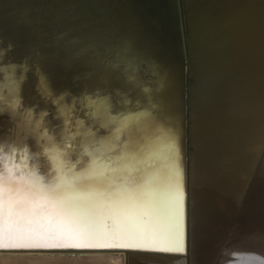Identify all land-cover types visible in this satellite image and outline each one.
Segmentation results:
<instances>
[{
  "label": "bare ground",
  "instance_id": "6f19581e",
  "mask_svg": "<svg viewBox=\"0 0 264 264\" xmlns=\"http://www.w3.org/2000/svg\"><path fill=\"white\" fill-rule=\"evenodd\" d=\"M138 2L118 4L119 25L81 0L71 32L46 18L28 29L0 4V87L19 89L0 104V264H264V1L252 14L251 0H222L200 89L193 1L181 0L186 44L179 0ZM174 164L182 242L169 238Z\"/></svg>",
  "mask_w": 264,
  "mask_h": 264
},
{
  "label": "rangeland",
  "instance_id": "374dc122",
  "mask_svg": "<svg viewBox=\"0 0 264 264\" xmlns=\"http://www.w3.org/2000/svg\"><path fill=\"white\" fill-rule=\"evenodd\" d=\"M13 1H16V2H15V3H12ZM67 1H69L68 4H66ZM73 1H75V2H73ZM76 1L79 2V1H81V0H65V5H66V6L63 5L64 7H62V8H63L64 10H66V11H64L61 7H60V8H59V7L57 8V7H50V6L47 7V9H48V10H47V9H46V6H42V4H40L39 1H37V0H18V1H17V0H9V1H8V0H0V4H5V3L10 4V8L12 9V10L10 11V13H12V12L14 13V11H16L14 14H12L11 18H13V19H15V20H19V21H20L21 23H23L28 29H31V30L35 29V28H34V24H32V23H34L33 21H36V20L38 21V20H40V19H44V18H46L45 20L48 21V22H50V20H52V23H53V21L55 22V23H54L55 25H52V28H54L55 26H58V25H60V27H61L62 24H65V26L70 27V32H71V31L74 30L75 25L77 24L76 22H77V21L79 22V20L75 21V18H74V17L76 16V14L74 13V11H75V9H74L75 7H74V6L77 5V4H76V3H77ZM101 1H103V0H93V4H94V6H93L92 9H94V7H95L96 10H100V9H102V10H101L102 13H100L99 11H96V10L94 9V12H93V11H88V12H87V15H89L90 17H95V16H94V14H95V15H96V18H97V17L99 18V17L101 16L100 14H102V16H103L104 14H106V15L103 16L104 18L102 17L103 19H106V18L108 17L109 20H110L112 23L118 24L117 22H119V25L122 24V22H124V21H122V20H123V19H122L123 16L121 15V13L119 14L120 11H119V10H116V9H117V7H118V4H119L120 2H122L123 0H121V1L118 0L119 2H118L117 0H116V1L113 0V3H112L111 0H108V1H107V0H106V1L104 0L105 2H104V1H103L104 3L102 2L103 5H102V4H99V3H101ZM130 1H131V3H130ZM135 1H136V2L140 1V2H141V0H129V2H128L129 5H127V0H125L126 5H127V7H128V8H127V11H130V10L132 11V10H133L134 12H136L135 10H137V11L139 12V11L141 10V5L139 4V2L136 4ZM192 1H193V3L191 4ZM194 1H195V3H194ZM205 1H206V2H205ZM205 1H204V0H198V1H197V0H191V2H190V0H188V3L190 2L189 4H191V5H193V4L195 5V4H196V6L193 5L194 7L191 6V7L193 8L192 11H195L194 14L198 16V17H196V19H198V20H199V19H200V20L202 19V22H203L202 25L199 24L198 20L195 19V15L191 14L192 11H191L190 9H192V8H190V7H189L190 5L187 3V5H188V7H189V8H188L189 10L187 9L188 14H189V12H190L189 15H190V16L192 15L191 17L194 16V17H193L194 19L192 18V19H193V25L196 24V23H198V24L201 26V27H200V26L197 27V28H200V29H197V28L195 27V25H194V27H190V30H191L192 32H190V30H189L190 34L192 33V34L194 35V33L196 34V32H197L196 35L200 34V36H196V37H198V38L193 39V40H194V43H192V46L194 47L195 44H196V47H197V48H194V53H196V52H198V50H200V52H198V54L200 53V54H199L200 56H202L203 54H204L203 56H206V55H207V59H208L207 62H206V60H205L206 57H204V58L201 57L202 59H204L203 62H201L202 59L200 58V56H199L198 54H194V53H193V57H194V59H195V65L197 64V66H198V67L196 66L197 68L195 67V68H196V69H195V70H196L195 72H197L196 75H198L199 78H200V79H199L198 76H197L198 81H200V82H199V89H200V87H201L200 85H203V83L208 84V82H209V80H210V78H211L210 76H212V73H213V72H211V71H213V70H214V67H215V64H214V63L216 62V60H215L216 57H214V56H215V53H214V52L216 51L217 46L214 45V44H215L214 41H215V39H216V38L214 39V37H215V35H217V32H216L217 25H216V24H218L217 22H220V20H218V18L215 17V16H213V15H216V14L218 13V12H216V14H214V12L216 11V9L219 8V6L222 7V6L224 5V4L221 5L222 0L219 1V2H218L217 0H209V1L205 0ZM251 1H252V2H251V13L253 12L252 14H254V13H255V10H256V9L258 8V6L260 5L261 0H251ZM31 2H33V3H31ZM35 2H36V3H35ZM108 2H109V3H108ZM114 2H115V3H114ZM117 2H118V4H117ZM199 2H200V4H199ZM203 2H204V3H203ZM209 2H210V3H209ZM216 2H217V3H216ZM29 3H30V4H29ZM70 3H71V4H70ZM73 3H75V4L73 5ZM95 3L97 4L96 6H95ZM207 3L209 4L210 7L208 6ZM213 3H216V4H213ZM15 4H16V5H15ZM69 4H70V5H69ZM104 4H107V5H105V8L103 9L102 7H104ZM109 4H111V5L109 6ZM112 4H113V6H112ZM114 4H115V7H114ZM132 4H133V5H132ZM134 4H136L137 6L134 5ZM138 4L140 5V7H139ZM197 4H198V5H197ZM201 4H202V5H201ZM206 4H207V7H206ZM210 4H212V6H211ZM13 5H15V6H13ZM21 5H22V6H21ZM68 5H69V6H68ZM72 5H73V6H72ZM98 5H99V6H98ZM131 5H132V6H131ZM215 5H218V6L216 7ZM67 6H68L69 8H68ZM101 6H102V7H101ZM107 6H109V8L111 7V8H110V11H109V8H107ZM135 6H136V7H135ZM200 6H201V7H200ZM202 6H204L202 10H204V8H205V10L208 11L209 8H211V9L208 11L209 14H208L207 11L204 12V11L201 10ZM12 7H14V8H12ZM33 7H34V8H33ZM41 7H42V8H41ZM113 7H114V8H113ZM130 7H131V8H130ZM199 7H200V8H199ZM212 7H213V8H212ZM16 8H17V9H16ZM30 8H31V9H30ZM43 8H44V9H43ZM71 8L74 9V10L72 11ZM97 8H98V9H97ZM132 8H133V9H132ZM197 8H198V9H197ZM206 8H207V9H206ZM33 9H34V10H33ZM106 9H107L108 11H106ZM113 9H114V10H113ZM129 9H130V10H129ZM154 9H155V8H153V7L150 9V10H151V13H152L153 16H157V14L154 12V11H155ZM196 9H197V10H196ZM13 10H14V11H13ZM18 10H19V11H18ZM24 10H25V11H24ZM30 10H32V11H30ZM35 10H36V11H35ZM41 10H42V11H41ZM43 10H44V11H43ZM49 10H50V11H49ZM57 10H58V11H57ZM67 10H69V12H68ZM70 10H71V11H70ZM112 10H113V12H112ZM199 10L202 11V14L200 13L201 11L199 12ZM212 10H214V11H212ZM29 11H30V13H29ZM51 11H52V12H51ZM103 11H104L105 13H104ZM115 11H116V12H115ZM217 11H218V10H217ZM19 12H20V13H19ZM33 12H34V14H33ZM57 12H58V13H57ZM64 12H68V13H64ZM70 12H71V13H70ZM72 12H73V13H72ZM92 12H93V13H92ZM98 12H99V13H98ZM107 12H108V13H107ZM114 12H115V13H114ZM16 13H17L18 16L16 15ZM21 13H22V14H21ZM37 13H38V14H37ZM39 13H40V14H39ZM61 13H62V14H61ZM63 13L66 14V15L64 16ZM103 13H104V14H103ZM109 13H110V14H109ZM116 13H117L118 15H117ZM199 13H200L201 15H200ZM206 13H207L208 15H207ZM210 13H211V14H210ZM30 14H31V15H30ZM36 14H37V15H36ZM71 14H73V15H71ZM84 14H85V13H84ZM84 14H83V15H84ZM97 14H98L99 16H98ZM111 14L114 15V16H113L114 19H113V17L111 16ZM155 14H156V15H155ZM252 14H251V18L254 16V15H252ZM29 15H30V16H29ZM49 15H50V18H49ZM119 15H120L119 18L121 19V22H120V19L118 18ZM202 15H203V16H202ZM209 15H210V16H209ZM8 16H9V15H8ZM14 16H15V17H14ZM21 16H22V17H21ZM27 16H28V17H27ZM36 16H37V17H36ZM39 16H40V17H39ZM52 16H53V17H52ZM70 16H71L72 19L74 18V20H72V19L70 18ZM89 16H87V17H89ZM106 16H107V17H106ZM200 16H202L203 18L205 17L204 20H203V18L200 17ZM211 16H212L213 18H215V19H213ZM29 17H30V18H29ZM31 17H32L33 19H32ZM64 17H65V18H64ZM87 17H86V15H85V18H87ZM90 17H89V18H90ZM111 17H112V18H111ZM199 17H200V18H199ZM207 17H209V18L207 19ZM5 18H6V17H5ZM5 18H4V19H5ZM61 18H62V19H61ZM98 18H97V19H98ZM110 18H111V19H110ZM115 18H116V19H115ZM117 18H118L119 20H118ZM216 18H217V19H216ZM253 18H254V17H253ZM56 19H57V21H55ZM63 19H65V20H63ZM162 19H164V18H162V17L160 18V17H159V18H158L159 22H160ZM206 19H207L208 21H206ZM106 20H107V19H106ZM113 20H115V21H113ZM200 20H199V21H200ZM214 20H215V21H214ZM59 21L62 22V23H60ZM71 21H72V22H71ZM74 21H75V22H74ZM194 21H195V23H194ZM205 21H206V22H205ZM212 21H213V22H212ZM216 21H217V22H216ZM251 21H252V22H251V25H253V24H254L253 19H252ZM57 22H58V23H57ZM202 22H200V23H202ZM204 22H205L206 24H204ZM207 22H210V23H207ZM59 23H60V24H59ZM72 23H73V24H72ZM79 23H80V22H79ZM211 23H212V24H211ZM213 23H214V24H213ZM215 23H216V24H215ZM57 24H58V25H57ZM198 24H196V26H198ZM208 24H209V26L207 27ZM28 25H29V26H28ZM32 25H33V26H32ZM77 25H78V24H77ZM191 25H192V24H191ZM193 25H192V26H193ZM205 25H206V28H207L208 30H207V29H204V28H205V27H204ZM212 25H213V26H212ZM202 26H203V27H202ZM214 26H215V28H214ZM35 27H36V26H35ZM58 27H59V26H58ZM210 27H212L213 30H214L215 32L212 30V28L209 29ZM47 28H48V27H47ZM49 28H51V26H50ZM49 28H48V29H49ZM193 28H194V29H193ZM192 29H193V30H192ZM202 29H203V30H202ZM206 30H207V31H206ZM211 30H212V31H211ZM193 31H194V32H193ZM195 31H196V32H195ZM199 31H200L201 33H200ZM203 31H205V33H203ZM0 32H2V30H1ZM211 32H213V33L211 34ZM10 33H11V32H10ZM207 33H208V34H207ZM46 34H47V33L45 32V35H46ZM192 34H191L190 38L193 36ZM203 34H205L206 37L208 36V38H209V35L212 36V37H211V40H212V39H214V40L211 41V40H209L208 38H207V39L204 38V41H203V39L201 38V39H202V40H201L200 37H203V36H204ZM206 34H207V35H206ZM213 34H215V35H213ZM194 36H195V35H194ZM213 36H214V37H213ZM193 38H194V37H193ZM198 39H200V41H198V42H200V43H198V42L196 41V40H198ZM193 40L191 39V42H193ZM206 40H209V41H211V42H210V43H209V41L206 42ZM201 41H202V43H201ZM195 42H197V43H195ZM203 42H206V43H203ZM212 42H213V43H212ZM200 44H201L202 46H201ZM207 44L213 45L212 47L209 46V45H208V47H207V48H211V50L208 51V50L206 49L208 52H207L206 50H205V51H204V50H201V49L203 48V46L206 47ZM199 46H201L202 48L199 47ZM198 47H199V48H198ZM205 47H204L203 49H205ZM215 47H216V48H215ZM197 49H198V50H197ZM213 49H214L215 51H214ZM195 50H196V52H195ZM212 50H213V53L211 52ZM203 51H204L205 53H204ZM201 52H202L203 54H201ZM211 53H212V55H211ZM213 54H214V55H213ZM194 55H196L197 58H196ZM209 56H211V58L214 57V59L211 60V58H210ZM212 56H213V57H212ZM208 57H209V58H208ZM199 59H200V60H199ZM197 60H199V62H198ZM209 60H210V61H209ZM208 61H209V62H208ZM200 62H201V63H200ZM212 62H213V63H212ZM198 63H199V64H198ZM201 64H202V65H201ZM203 64H204V65H203ZM211 64H212L213 66H212ZM199 65H200L201 67L204 66V67H203L204 69L202 68V69H203V70H202L201 67H200ZM2 66L5 67L3 64H1V67H2ZM206 66H207V67H206ZM209 66H210L211 68H210ZM212 67H213V68H212ZM207 68H208V70H207ZM1 69L4 70V68H1ZM197 69H199V71H198ZM205 69H206V70H205ZM3 70H2V71H3ZM201 70H202V71H201ZM209 70H210V71H209ZM2 71L0 70V76H2V75L4 74L3 72H4L5 70H4L3 72H2ZM200 71H201V72H200ZM199 72H200V73H199ZM204 72H205V73L207 72V75H206L207 78L205 77V73H204ZM2 73H3V74H2ZM198 73H199V74H198ZM208 73L211 74V75L209 76ZM202 74H203V75H202ZM203 76H204V77H203ZM208 76H209V77H208ZM201 77H202V78H201ZM204 78H205V79H204ZM0 79H1V80H0L1 84H0V85H3L2 83H3L4 80H2L1 77H0ZM206 79H208V80L206 81ZM201 80H202V81H201ZM204 81H206L207 83L204 82ZM201 83H202V84H201ZM2 88H3V86L0 87V91H2V92H0V98L3 100V101H2V100L0 99V104H1V105L3 104V105H2V108H3V107H4V108H5V107H6V108L12 107V106L15 105V103L18 101L19 89H16V88H15V90L13 91V92L15 93V94L13 93L15 96H14V95L11 96L10 94H9V95H10V96H9V95H8V92H7L8 90H6V89H2ZM4 90H5V91H4ZM198 91H199V90H198ZM3 92H4V93H3ZM1 93H2V94H1ZM196 93H197V92H196ZM17 94H18V95H17ZM2 95H4V96H2ZM197 95H198V93H197ZM10 98H11V99H10ZM11 100H12L13 102H11ZM4 102H5V103H4ZM5 104H6V105H5ZM1 154H2V152H1ZM0 163H1V160H0ZM61 248H62V247H59L58 250H60ZM65 248H66V247H63V249H65ZM54 249H55V248H54ZM61 250H62V249H61Z\"/></svg>",
  "mask_w": 264,
  "mask_h": 264
},
{
  "label": "snow or ice",
  "instance_id": "6c2138e0",
  "mask_svg": "<svg viewBox=\"0 0 264 264\" xmlns=\"http://www.w3.org/2000/svg\"><path fill=\"white\" fill-rule=\"evenodd\" d=\"M174 167L176 169L175 171V184L172 189V203L174 206L175 210V219H176V226L172 234L169 236L171 239H175L178 242H182V226H181V209H182V204H183V196L184 193L181 190V183H180V176H181V171L179 170L178 164H174ZM147 194V187L145 188L144 192L142 193V197H144ZM142 201V200H141ZM140 202H133L132 207L138 206ZM124 248H139V244H125L123 245ZM146 250H151V249H146ZM183 250V249H180Z\"/></svg>",
  "mask_w": 264,
  "mask_h": 264
},
{
  "label": "water",
  "instance_id": "95a60500",
  "mask_svg": "<svg viewBox=\"0 0 264 264\" xmlns=\"http://www.w3.org/2000/svg\"><path fill=\"white\" fill-rule=\"evenodd\" d=\"M264 0H261L260 4L263 2ZM179 7H180V24H181V28H182V33H183V39H184V44H186V37H185V25H184V17H183V13H182V3H181V0H179ZM259 7V6H258ZM255 18V16H254ZM215 42V45H217L216 43V40L214 41ZM218 50V48L216 49V51ZM187 74V72H186ZM213 74V73H212ZM212 77V76H211ZM188 82V77L186 75L185 79H184V84ZM186 86V85H185ZM187 100V98H186ZM182 108H184V110H182ZM180 114V116H182V119H181V122L182 124L184 123V125H187V123L189 122V119H188V109H187V103L184 104V107L182 105H180V111L178 112ZM183 129V127H182ZM183 140H186L188 141V133L185 132L183 134ZM187 146V144L185 145V147ZM184 147V149H185ZM186 151V149H185ZM187 151H188V148H187ZM185 157L187 158V155H185ZM255 163H253L254 165ZM96 251H99V250H96Z\"/></svg>",
  "mask_w": 264,
  "mask_h": 264
},
{
  "label": "clouds",
  "instance_id": "9594fccd",
  "mask_svg": "<svg viewBox=\"0 0 264 264\" xmlns=\"http://www.w3.org/2000/svg\"><path fill=\"white\" fill-rule=\"evenodd\" d=\"M149 91H150V89H148L147 87L144 88V92H145V93H147V92H149ZM140 115H141V116H144V117H150V116H151V113L148 112L147 110H145V111H143L142 113H140Z\"/></svg>",
  "mask_w": 264,
  "mask_h": 264
}]
</instances>
